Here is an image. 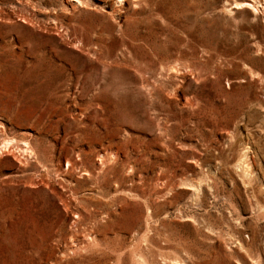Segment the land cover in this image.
<instances>
[{
	"label": "rangeland",
	"instance_id": "1",
	"mask_svg": "<svg viewBox=\"0 0 264 264\" xmlns=\"http://www.w3.org/2000/svg\"><path fill=\"white\" fill-rule=\"evenodd\" d=\"M238 1L0 0V264H264V0Z\"/></svg>",
	"mask_w": 264,
	"mask_h": 264
},
{
	"label": "bare ground",
	"instance_id": "2",
	"mask_svg": "<svg viewBox=\"0 0 264 264\" xmlns=\"http://www.w3.org/2000/svg\"><path fill=\"white\" fill-rule=\"evenodd\" d=\"M250 2L248 0H241L235 3L236 8H241V7H246V6H251ZM7 142V141H6ZM9 142V141H8ZM8 144V143H7ZM6 145V144H5ZM9 145V144H8Z\"/></svg>",
	"mask_w": 264,
	"mask_h": 264
}]
</instances>
